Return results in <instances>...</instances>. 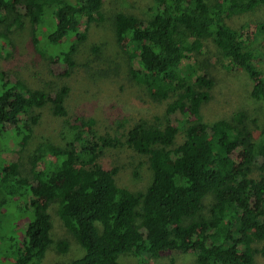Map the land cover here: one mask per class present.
<instances>
[{
    "label": "trees",
    "instance_id": "obj_1",
    "mask_svg": "<svg viewBox=\"0 0 264 264\" xmlns=\"http://www.w3.org/2000/svg\"><path fill=\"white\" fill-rule=\"evenodd\" d=\"M151 1L158 9L148 21L116 15L115 36L127 44L133 80L154 102L167 103V116L153 124L136 122L124 142L97 136L92 118L70 119L67 86L46 93L0 71V142L8 136L27 143L40 117L36 110L48 105L74 131L73 141L63 147L44 143L37 148L28 171L12 159L0 163V208L6 209L0 211V232L12 207L25 226L19 238L3 239L15 264H41L53 243V202L64 227L85 249L68 264H120L126 253L140 264L171 252L193 253L199 264H256L257 254L264 257V123L258 135L248 129L244 112L205 123L201 110L211 99L214 79L184 62L211 40L230 68L253 80L251 97L264 103V66L259 67L264 44L254 48L264 41V22L240 29L227 22L251 14L264 0ZM102 8L103 0H0V25H5L0 39L6 42L27 19L33 46L49 63L63 66L60 76H68L78 43L103 20ZM43 28L45 48L40 47ZM123 145L147 158L153 180L145 192L120 186V169L100 162L107 149ZM236 151L246 155L234 165ZM208 196L213 202L205 217ZM56 247L65 253L69 244L61 240Z\"/></svg>",
    "mask_w": 264,
    "mask_h": 264
},
{
    "label": "rangeland",
    "instance_id": "obj_2",
    "mask_svg": "<svg viewBox=\"0 0 264 264\" xmlns=\"http://www.w3.org/2000/svg\"><path fill=\"white\" fill-rule=\"evenodd\" d=\"M74 2V0H66ZM158 3L151 0H103V20L95 24L88 33V38L78 43L73 54L75 66L68 76H60L64 68L59 63H49L32 44V26L25 19V25L17 28L6 42L0 39V71L8 72L12 78L19 79L27 86L46 93H51L65 85L69 88L66 107L70 119L75 117L92 118L93 128L97 136L110 135L124 142V137L131 127L140 120L149 124L163 122L167 116V103H156L150 97V91L137 84L130 73V61L125 52L126 42L121 43L115 36V17L122 13L133 15L143 22L151 19L157 12ZM12 16H9L8 22ZM227 22L240 29L246 23L264 22V6L255 9L251 14L236 16ZM5 25H0V33ZM47 29H40V47L45 48L43 38ZM81 31L84 26H81ZM66 44V42H64ZM264 41L259 40L254 48H261ZM200 53H192L190 61L198 69L207 71L214 79L215 85L211 99L203 105L202 120L211 124L220 119L230 120L236 112H244L245 124L255 135L264 123V103L251 97L253 80L242 70L232 69L226 61L219 57L218 49L211 40H206ZM66 46V45H65ZM65 46H62L63 48ZM61 47V48H62ZM51 50V49H50ZM193 51L189 50V53ZM263 64L259 67L263 69ZM264 70V69H263ZM39 119L32 127L29 119L25 125L33 128L27 143L18 139L10 140L8 136L0 142V163L12 159L20 162L28 171L31 156L44 143L63 147L73 141L74 131L64 119L54 116L50 105L36 110ZM13 135V133H12ZM246 155L236 151L232 154L234 165ZM107 167L120 169L117 182L132 192H145L153 180V173L147 158L138 155L126 146L107 149L100 160ZM255 169V168H254ZM256 176V173H253ZM4 194L0 190V202ZM212 196L204 200L205 209L202 214L210 217ZM58 203L49 205L53 243L49 246L41 264H68L81 258L85 249L68 231L57 214ZM5 212V208H0ZM11 217L0 232V264H15V256L3 242L5 235L19 238L25 227L19 217L21 213L12 207ZM18 235V236H17ZM21 238V237H20ZM65 240L69 244L68 251H58L56 244ZM261 247V245H257ZM120 264H140L131 253L119 257ZM145 264H199L193 253L171 252L159 258H147ZM256 264H264V257L256 256Z\"/></svg>",
    "mask_w": 264,
    "mask_h": 264
}]
</instances>
